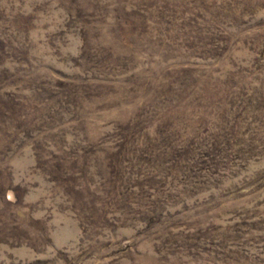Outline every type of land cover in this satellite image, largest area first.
Returning a JSON list of instances; mask_svg holds the SVG:
<instances>
[{
    "label": "rangeland",
    "instance_id": "374dc122",
    "mask_svg": "<svg viewBox=\"0 0 264 264\" xmlns=\"http://www.w3.org/2000/svg\"><path fill=\"white\" fill-rule=\"evenodd\" d=\"M0 264H264V0H0Z\"/></svg>",
    "mask_w": 264,
    "mask_h": 264
}]
</instances>
